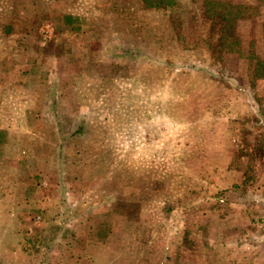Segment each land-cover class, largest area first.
Returning a JSON list of instances; mask_svg holds the SVG:
<instances>
[{
  "label": "rangeland",
  "instance_id": "rangeland-1",
  "mask_svg": "<svg viewBox=\"0 0 264 264\" xmlns=\"http://www.w3.org/2000/svg\"><path fill=\"white\" fill-rule=\"evenodd\" d=\"M52 1L48 2L50 6ZM204 1L176 0L165 13H146L141 12L142 0H82L83 9L78 13L74 9L76 12L69 17V7L66 15L60 14L44 8L45 0H0V22L8 32L12 25H26L21 20L27 18L31 40L40 43L45 38L39 51L66 52L65 59L50 56L46 63L36 62L29 67L55 81V74L49 70L60 66L74 77L75 87L61 93L60 103L66 105L48 108L49 114L63 111L57 119L52 116L44 122L41 118V123L36 121L31 126L46 140L38 145L39 155L34 154L36 139H28L22 147L26 152L10 146L14 128L21 120L18 110L9 122L0 121V156L4 148L10 155H27L20 158L25 169L34 174L33 178H22L26 184L24 196L20 193L22 204H18L22 207L0 201V264H185L181 261L185 256L179 251L182 243L196 247L202 241L208 247L211 239L227 248L216 264H230L231 242L238 245L233 254L237 264H264V155L257 151L259 135L264 131V77H255L251 72L253 51L259 56L249 33L254 28L264 31V0L252 5L259 12L252 19L260 16L256 19L259 21L237 23L238 45L223 53L220 61L203 45L207 59L202 51L196 52L202 56L200 59L193 57V52L179 50L185 49L184 45L195 49L190 47L199 40L197 33L205 25L200 19ZM168 13L178 30L177 41L172 31H167ZM76 23L86 29L82 31H86L87 40L82 45L77 42L78 48L68 41L64 45L60 39L80 38V25ZM45 25L48 30L41 33ZM89 34L97 39H90ZM115 39L131 48L141 47L148 55L136 60L130 58L132 54L113 58L111 55L119 54L117 44H111ZM33 47L38 48L35 43ZM101 50L111 51V55L97 57ZM149 53L157 60H152ZM177 54L187 57L181 60ZM228 54L239 59L229 61ZM166 56L182 68L202 66L213 76L234 70L236 80L226 82L242 90L224 105L213 107L207 99L220 100L214 89L200 96L197 89L201 80L197 76L180 74L173 80L175 71L159 63ZM81 67L86 75L78 74ZM62 82L71 84L65 75ZM68 97L72 100L65 101ZM241 100L251 103L255 110L237 118ZM33 103L34 99L31 103L25 100L22 106L31 108ZM209 114L220 120L213 124ZM199 118L204 120L198 122ZM76 132L82 134L81 139L73 137ZM60 136L65 140L57 156ZM151 144L153 154L148 152ZM144 147L147 149L142 152ZM212 147H216L215 151ZM236 147L246 153L239 165L253 166L251 179L240 190L225 186L219 189L213 185L214 176L223 177L222 182L235 177L239 183L242 181L241 171L231 163L230 151ZM183 158L191 178L185 184L180 180L173 185L168 178L181 171ZM216 158L221 172L213 168ZM203 161L208 170L203 169ZM142 171L157 175L153 188L156 193L147 189L146 182L137 180ZM3 178L0 170V195L7 189L1 184ZM43 180L46 182L41 183ZM219 193L222 199H218ZM240 197L245 201L240 202ZM259 197L257 202L253 199ZM150 199L154 200L149 204ZM232 200L238 203L230 204ZM13 207L25 226L23 238L15 239L19 227L11 228L10 221L2 218ZM202 209L207 212L201 213ZM167 228L171 231L169 243L163 239L169 234ZM233 230L236 232L231 233ZM203 231L200 238L198 234ZM253 243L262 245L251 249L249 245ZM165 245L173 247L170 255ZM198 258L214 264L212 253L200 252Z\"/></svg>",
  "mask_w": 264,
  "mask_h": 264
},
{
  "label": "crops",
  "instance_id": "crops-1",
  "mask_svg": "<svg viewBox=\"0 0 264 264\" xmlns=\"http://www.w3.org/2000/svg\"><path fill=\"white\" fill-rule=\"evenodd\" d=\"M24 1V0H22ZM36 1V0H35ZM39 1V0H37ZM64 1H68V3L64 2ZM82 0H54V4L53 6H50L48 2H53L52 0H45V7L47 10L48 9H52L60 14H62V12H64V15H66L68 12V9H70L71 13L69 14V17H72V12H76L74 9H77V13L79 10H82L84 7V4H82L81 2ZM231 2H241V3H245V4H249V5H253L256 3V0H229ZM60 2V3H58ZM58 3V4H57ZM82 4V5H81ZM69 7V8H68ZM68 8V9H66ZM264 8V7H263ZM263 8H262V12H263ZM159 11H163V10H154V9H144V11L141 12H146V13H158ZM167 11H163V13H165ZM74 14V13H73ZM260 17V16H258ZM258 17H256L255 19H248V20H239L238 25L240 23H244L246 21H259L256 20ZM74 18V16H73ZM21 22L23 24L26 23V25H23L21 27H13V25L10 27V32H8L6 30V26L3 24L4 22H0V111L3 112V114L0 116V121H4V122H9L10 120H12V113L15 110H18L19 116L21 118L20 123L14 128L15 129V137L13 138L12 145L10 146H15V147H19L22 149L23 146H25L27 144L28 139H36V152L34 151V154H38L40 149H38V145H42L45 143V137H41L40 136V132L36 133L33 132L31 130V126L33 125L34 122L38 121L39 123H41V118L42 120L45 122L47 118L52 119V116L55 117V119L58 118L57 115H61L63 113V111H56L54 113H47L48 108H52V107H60V105L62 103L61 102V93L64 92L65 90H74L75 87L73 86L74 83V77H72V75L70 73H68L65 69H63L60 66H56L54 68V71L52 69H50L49 71H52L53 74H55V81L52 80V78H46L45 76H40L39 73H35V70L33 68H30L29 65L32 64H36V62L41 65L47 62V60L50 58L53 59H65L66 58V52L65 51H60L58 54H56L54 51H52L54 54L45 52V51H39L41 48L39 46V44H44L45 43V38H42L41 42L39 43V41H34L31 40L30 37V24H29V19L27 18H22ZM157 25V23H155ZM168 26L167 27V31H172V33L174 34V37L177 41L176 38V34L173 32L172 30V26H171V22L169 20V15H168ZM75 25L79 26L80 25V30H81V37L77 38V37H72V36H60V39L63 41L64 45L66 44L65 41H68V43L70 44H74V47L78 48V44L77 42H79L81 45L83 43H86L87 40L85 38V32L86 31H82L84 30V26H81L80 23H76ZM48 27L45 25L41 28V33H43V31H47ZM86 30V29H85ZM249 33L251 34L252 38L254 39V42L256 44V47L258 48L257 52L255 51L256 55H258L260 58L264 59V52L261 53V48H264V32H262V30L259 29H251L249 31ZM90 39L96 40V36H93V38H91L90 34L88 35ZM122 40L118 39V40H112L111 44L114 45H119L120 42ZM123 42V41H122ZM32 43V44H31ZM35 43V45L38 47L37 50L33 49L35 47H33V44ZM244 45V44H243ZM185 49H179L180 51L184 52H193L195 56L193 57H199L201 59L202 56H197V51L203 53V55H205L204 58H208L209 56L207 54H204L205 51L202 50L201 48H203L201 45L198 46H193L190 48H195V49H188L189 47H184ZM111 52V51H109ZM106 51L101 50V53L98 52L97 57H102V55L104 57L109 56L108 53ZM119 53V52H118ZM201 53V54H202ZM35 54L34 56H31ZM261 54V55H259ZM36 55H41L40 58L36 57ZM70 55V54H69ZM111 55V54H110ZM113 58L117 57V58H123V56L119 54L117 55H111ZM150 57H156V55H154L153 53H149ZM70 57V56H69ZM78 56H75V58H77ZM176 57L181 58V60H183V57L186 58L187 56L185 55H178ZM229 57V61H231V59H235L238 60L239 56L235 57L232 54H228ZM79 58V57H78ZM165 63L167 64H171V65H165L163 64L162 66L165 67L166 70H174L175 71V78L173 80H175L176 78H178V76L180 74H185L186 76L189 77V75H193V76H197L201 81H199L201 84L197 91L199 93V95H205L207 96V93L209 91H211V89H214V92L217 93V96L220 100L215 101L216 104H214V102H211V100L207 99V103H210V105H212L213 107L215 106H220V105H224L225 103H227L229 101V97L232 96H236L239 95V91L242 90L241 87L236 86L235 84L230 85L229 83L226 82V80H236V76L235 73L236 71H229L226 73H222L220 74L221 76H216V75H211V74H207V71L202 67V66H198V67H193V66H185L184 68L180 67V65H177L171 57H167L164 59ZM41 62V64H40ZM201 62V61H200ZM13 63V66H11V64ZM158 64V62L156 63ZM39 72V71H38ZM81 75H86V72L84 71V69L81 67L79 69V73ZM62 75L67 76L70 79L71 84H63L62 82ZM87 75H89L87 73ZM67 85V86H66ZM73 86V87H72ZM37 96V97H36ZM34 99V106H29L31 108H27V107H23L22 106V102H24L25 100L28 103L32 102V98ZM71 97V96H69ZM65 98V101H70L72 100L71 98ZM24 100V101H23ZM251 101V100H250ZM206 103V104H207ZM214 104V105H213ZM62 105H66V103H63ZM61 105V106H62ZM239 113L236 116L237 118L240 116H245V115H249V113H253L255 110V106H253L251 103H249L248 101H239ZM26 108V109H25ZM53 109V108H52ZM64 115V114H63ZM211 116V121L213 122V124H216L217 120H220L219 118L215 117L213 114H209ZM32 119L29 121V119ZM65 117L61 118V122L62 119H64ZM203 118H199L198 122L203 121ZM94 121V120H92ZM30 122V124H29ZM152 122V121H151ZM33 128V127H32ZM79 132V131H78ZM76 132L75 135H73V137H77L78 139H81V133ZM60 133V132H58ZM12 140V139H11ZM65 137L64 136H60L59 137V144H58V152H57V156L60 155V150L62 149V145L64 143ZM62 144V145H61ZM227 148L225 149H231L230 147L226 146ZM4 148V147H3ZM152 144H151V148L150 151H148L149 153L153 154L152 151ZM216 147H212V150L215 151ZM145 149H147L146 147L143 148V151H145ZM5 148L3 149V153H1L0 156V170L3 172V176L4 178L1 179V184L7 186V189L5 191V194L0 195V201L6 202V203H10V204H15L17 205V207H22V205H18V204H22L23 201V189L25 188L26 184L24 183V181L22 180V178H29L32 177L33 178V172L30 171L29 169H25V166H23V161L20 158L21 155H24L25 157L27 155L22 154L21 152H16L14 154H9V153H5L4 152ZM24 152H26L24 149H22ZM230 151V150H229ZM137 152L141 153V150H137ZM231 152V156H232V151ZM156 153V152H155ZM27 154H29V152H27ZM39 155V154H38ZM45 159V157L43 158V160ZM213 168L214 170H222V167L220 166L218 158H216L215 160H213ZM230 161V159H229ZM173 163V162H172ZM205 161L202 162V166L203 169L208 170L209 167H205L204 165ZM45 160L43 161V168L45 167ZM180 164L182 165V169L179 172H175V174H173V178L169 177L168 179H170L171 183H173V185H178L180 180L183 181V183L185 184L186 180L191 178L189 177V174L186 173L187 170V160L186 158H183L180 162ZM229 164L225 165V169L227 170ZM40 167H41V163H40ZM177 167V166H176ZM175 167V169H176ZM220 169V170H219ZM32 170V168H31ZM184 171V172H182ZM231 171V170H229ZM143 172V171H142ZM221 172V171H220ZM25 175H27L25 177ZM214 182L213 185L215 187H219V189H221V187H229V189L233 188V186L237 183H239V180L235 177L232 181L230 182H222L223 181V177L221 176H214L212 177ZM137 180H141L143 182H146V187L147 189H151L153 190L154 188V183L157 180V175L154 177L152 174H150L149 172L145 173L143 172L142 175L137 176ZM217 180V181H216ZM45 183L46 181L43 180L41 181V183ZM187 183H190L188 186H191L192 182L188 181ZM25 184V185H24ZM124 184V183H122ZM195 186H198L197 184H194ZM9 186V187H8ZM23 187V188H22ZM142 189V188H140ZM22 191V192H20ZM153 193H156V190L152 191ZM23 195H21V194ZM142 190L139 192V196L141 197L140 199H142L141 196ZM137 194V193H136ZM169 195H172V193H170ZM216 197V196H214ZM218 199H222L223 198V194L219 193L217 194ZM259 198H253L255 199V201L257 202ZM240 202H244L245 200H243V198H238ZM154 199H150L145 202L147 203H151ZM142 200H140L139 202H141ZM254 201V200H252ZM20 202V203H18ZM220 202V201H219ZM153 203V202H152ZM238 203L237 200H232L230 202V204H236ZM155 207V206H154ZM153 207V208H154ZM12 208H10L11 210ZM5 211V213H3L2 218L4 219H8L10 221V227L15 229L16 227H19V232L14 233L15 239L23 238V235H26V231H25V226L23 224V222L18 219V215L16 216V207H13V209L11 211ZM200 211V210H199ZM207 212L205 209H202V212ZM184 214V213H183ZM197 215V213H195ZM18 223V225H17ZM177 228L175 227L173 229L176 230ZM179 229V228H178ZM182 229V228H181ZM168 233L167 236H163V239L165 240V242H171L170 240V230H168V228L166 229ZM210 231V230H208ZM215 231V230H214ZM14 232V231H13ZM236 232L235 230H233L231 233ZM180 233V232H179ZM230 233V232H229ZM205 234V231H203L202 234H198V236L200 238H202V236ZM164 242V243H165ZM210 244L208 243V247L206 245L202 244V241L198 244V246L194 247L191 246L190 243H187L186 245L184 243H182L181 245V250H179L180 252H182V254H184V258L181 259V261H183L185 264H208L209 262H207L206 258H198L200 252L201 253H212V261L214 264H216L219 259L222 256V250L223 249H227L224 244L222 242H218V240H214L211 239L209 240ZM166 244V243H165ZM231 247L229 249L230 251V256H231V260L229 261L230 264H237L236 261V257H234V252L236 250H238V245H236L234 242H231ZM262 245V243H253L250 244L249 246L251 247V249H258L260 248ZM166 249H169V251L167 252V255H170V253L173 252V247L172 246H168L165 245ZM235 250V251H234ZM190 254V255H189ZM166 256V254H164ZM198 258V259H197ZM197 259V260H196ZM239 260V259H238ZM221 264V263H220Z\"/></svg>",
  "mask_w": 264,
  "mask_h": 264
},
{
  "label": "trees",
  "instance_id": "trees-1",
  "mask_svg": "<svg viewBox=\"0 0 264 264\" xmlns=\"http://www.w3.org/2000/svg\"><path fill=\"white\" fill-rule=\"evenodd\" d=\"M144 5L143 9H154L168 11L170 7L176 4V0H142ZM254 5V4H253ZM203 11L200 14L201 21H204L202 30L197 33L199 40L193 45H203L205 49L210 51L211 56L220 61L223 53L230 51L233 46H237L239 42V34L237 32V23L242 19H252L257 16L259 12L253 10V6L241 2H220L215 0H205L203 2ZM255 11V12H254ZM171 19V26L173 32L178 37V30L172 21V14L168 13ZM202 17V18H201ZM169 19V20H170ZM196 19V18H195ZM264 32V31H263ZM180 34V33H179ZM120 44L123 48L120 49ZM117 49L120 55L128 57L129 54L133 60L139 59L148 55L141 47H129L126 42H120ZM124 45V46H123ZM184 47H187L184 45ZM123 49V50H122ZM128 50V53L124 51ZM121 51V52H120ZM109 54V53H108ZM110 55V54H109ZM254 60L251 72L255 77H264V59L256 57L253 51L251 56ZM155 60L156 58H151ZM157 60V59H156ZM158 62V61H157ZM160 64L171 65L165 63L164 60ZM261 144L258 146L257 151L264 155V131L259 135ZM246 155L243 149L236 147L231 156V163H233L237 170L241 171L242 181L233 186V189L240 190L246 186L247 181L251 179V172L253 166L250 164L242 168L239 165L241 158Z\"/></svg>",
  "mask_w": 264,
  "mask_h": 264
}]
</instances>
